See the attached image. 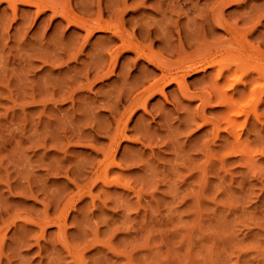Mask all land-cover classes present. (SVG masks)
<instances>
[{"label":"rangeland","instance_id":"obj_1","mask_svg":"<svg viewBox=\"0 0 264 264\" xmlns=\"http://www.w3.org/2000/svg\"><path fill=\"white\" fill-rule=\"evenodd\" d=\"M24 1L0 0V264H264V102L232 80L250 67L228 77L231 109L193 96L214 89L206 67L185 74L189 97L171 83L134 110L159 69L61 16L122 18L174 72L227 43L218 0ZM240 2L223 17L260 45L264 0Z\"/></svg>","mask_w":264,"mask_h":264},{"label":"bare ground","instance_id":"obj_2","mask_svg":"<svg viewBox=\"0 0 264 264\" xmlns=\"http://www.w3.org/2000/svg\"><path fill=\"white\" fill-rule=\"evenodd\" d=\"M6 1H8V3L12 5L13 0H6ZM14 1H16V0H14ZM218 1L216 2V5H215V7L217 6L216 8H214V5H212V3L210 4L213 7V12H214V13L212 12V14L210 13V15H212V16H209L212 19L211 21H213L210 24L211 25L214 24V23L217 24L218 26L222 27L224 29V31H226L229 34L228 38H226V42L227 43L224 44V40H225V38H224L223 40H220L221 44H223V45L220 44V46H219L217 44L218 47L215 45L216 47H214V48L211 47L209 49H208V47H207L208 45H207L206 47H207L208 51L206 49H205L206 51H204V49H203L204 53L203 54L200 53L201 55L199 54L201 57L199 56V58L198 57L197 58H191V59L185 61L184 63H182L180 65L178 70L176 69V71H174V72L171 71L173 68L170 69L169 68L170 66L167 67L165 64L159 62L157 60L156 56L153 55L155 57L154 58L152 55H149L147 53V51L145 52L143 46H140L137 43L138 41L135 42V40H132V39L129 38L130 37V36H128L129 32L127 33L128 34L127 35L125 33V31L121 28V26H122L121 22L123 23L122 18L120 19L121 21L119 19H118L119 21H116V22H118V24L113 23V22L109 23V21L108 22L104 21L101 18H98V16H97L98 19L96 18V20H95V18H94V20H92V18L91 19H87L85 17L83 18V17H80V16L78 17L77 15L75 16L74 13L72 11L68 10V9L61 13V12L58 11V8H56V6H54V4L47 3V2H45L43 0H25L24 2H27L28 4H33L34 6H36L37 9H38L37 10L38 12H40V11L42 12L47 7H49L52 10V12H53L52 14L53 15L61 13V16L63 17V19L68 21L69 24L72 23L75 26L77 25V26L83 28L86 31L87 36L92 35L94 32L107 31V32H109L111 34L110 38L112 40H113V38H117V39H119L121 41V44H120L119 47H121L122 50L131 49V50H133L135 52L137 57L145 58L149 62L153 63L159 69L160 73L158 75H156V74L152 75L153 76L152 79H151L152 81L148 85H146V87H144L140 93L136 94L132 98V100H130L129 106L134 108V110L138 106L142 107L143 109H146L147 99L150 98L151 96H153L156 92L165 95V87H167L171 83H175L176 84L177 88L183 94V96H188L189 97V93H188L189 89H188V86H187V83H186L185 74L190 72V71H194V70H195V72H196V70L197 71L203 70L206 67L215 68L214 69L215 71H213V73L215 72L213 74V76H215V74H216V76H215L216 79L213 82V84H214L213 88L214 89L211 87V89H213V90L209 89V90L201 91L200 93H196V95L193 94V96L195 98H198V100H200V103H201L202 106H200V103L198 105L201 107V109L203 108V106H206V105H210V106H212V105H215V106L222 105L224 107L223 111H225L228 108L231 109L232 108L231 107L232 106V101L234 100V98H233V95H231V93H229V91H231V90H229L228 87L233 90L234 87H235V84H233V83L231 84L232 81H230V79H229L231 77L230 75H231V73H232V75H233V73H236L234 71L237 70V69H245L247 65L250 67V71L247 73V79H246V76L243 77V78H245V80H244V79H242L240 77V75H239V77H236V75H235L234 77L232 76L233 77L232 80L233 81L235 80L236 83H240V85H242L244 88H247V92L246 93L248 95H250V94L253 95V96L257 95V97H255V99L257 98L256 100H257V105H258L260 102H264V96H262V95H264V82H261L262 80H264V50H262L261 47H260V45L262 43H264V35H262V39H261V44L260 45L255 46L254 44H251L250 42H247L246 38L243 39L245 36L242 37L243 33L241 34V32L239 31V28H237L238 26H236V24H234L235 22L232 21L233 22L232 23V22H230L229 20H227L226 18L223 17L224 16L223 15L224 6L236 5L238 7V5H241L242 2H240V0H218ZM124 2H125V0H124ZM207 2H209V1H207ZM143 3L145 4V2H143ZM143 3H140V5L143 4ZM255 3H257V2H255ZM191 4H193V3H191ZM210 5L208 4V6H210ZM262 5H264V3H262ZM212 7H209V8L211 9ZM253 7H254V5H253ZM262 7H264V6H262ZM203 8H205V7H203ZM252 9L253 8H251V10ZM256 9H257V7H256ZM208 10H207L206 13L209 12ZM202 11H203V9H202ZM245 11H246V9H245ZM185 12H187V11H185ZM198 12H199V10H198ZM236 12H238V11H236ZM262 12H264V9H262L261 14H262ZM233 13H231V14H233ZM256 13L257 12H255V14ZM98 14H99V12H98ZM117 14H118V12H117ZM117 14H116V16H117ZM198 14L200 15V13H198ZM250 14H252V12ZM253 14L249 15L247 17H246V15L242 14L244 16V18L238 14V17H240V19L243 18L245 21H247L246 18H250L251 17L253 19L254 16H257V15L253 16ZM199 15H197V16H199ZM233 15H236V13L233 14ZM259 17H261L260 14H259ZM255 22H256V24L253 22V24L251 26V30L252 29L253 30L258 29L257 28V23L259 22V20L255 21ZM211 25H210V28H211ZM193 34H195V33L193 32ZM193 34H192V36H194ZM206 39H207V37H206ZM212 45H213V43H212ZM199 51H201V50H199ZM232 65H234L235 68ZM248 68H246L245 70H247ZM245 70H243V71L245 72ZM143 74H142L143 78H140V80L137 81V83L135 82V84L132 87H135V85L139 84V82L141 84L144 81L143 79L146 78V77L149 78L148 76L151 73L144 74V75ZM227 79H229V83L230 84L226 83V85L223 86V84L227 81ZM226 86H227V88H224ZM200 107H198V110H199ZM234 107H236V106H234ZM225 113H222V114H225ZM226 115H228V114H226ZM226 115H224V117ZM235 115H236V113H235ZM228 120H229V122L233 121V123H235L233 118H232V121H231V117L230 116L227 119V121H225V122H228ZM226 125H229V124L227 123ZM232 127H234V125Z\"/></svg>","mask_w":264,"mask_h":264}]
</instances>
